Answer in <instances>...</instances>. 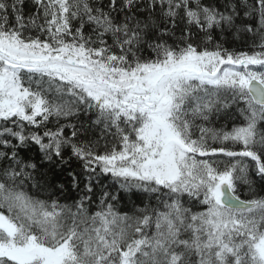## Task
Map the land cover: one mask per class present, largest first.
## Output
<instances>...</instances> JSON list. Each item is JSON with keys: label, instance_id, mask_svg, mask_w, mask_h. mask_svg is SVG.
I'll return each instance as SVG.
<instances>
[{"label": "snow or ice", "instance_id": "1", "mask_svg": "<svg viewBox=\"0 0 264 264\" xmlns=\"http://www.w3.org/2000/svg\"><path fill=\"white\" fill-rule=\"evenodd\" d=\"M0 264H264V0H0Z\"/></svg>", "mask_w": 264, "mask_h": 264}]
</instances>
